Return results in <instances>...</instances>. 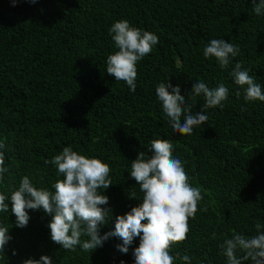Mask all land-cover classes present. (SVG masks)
Instances as JSON below:
<instances>
[{"label":"trees","instance_id":"trees-1","mask_svg":"<svg viewBox=\"0 0 264 264\" xmlns=\"http://www.w3.org/2000/svg\"><path fill=\"white\" fill-rule=\"evenodd\" d=\"M253 8L251 0H17L14 6L0 0V151L9 169L0 194L10 198L25 176L54 192L63 176L44 162L71 146L111 169L112 186L102 193L112 210L100 228L104 235L117 215L142 200L129 177L131 161L138 152L150 156L152 140L166 139L203 197L187 238L170 251L174 264H185L184 255L187 264H227L220 245L233 234L255 236V224H264V101L246 102L244 88L230 75L239 62L264 89V14ZM122 19L158 36L137 64L135 92L106 73L107 57L118 51L108 30ZM212 39L240 48L226 69L203 56ZM167 81L179 85L192 114L208 116L192 135L175 132L163 115L155 88ZM197 81L228 88L223 108H205L202 95H191ZM28 214V225L17 228L10 210L0 213V227L9 228L12 238L0 264L42 255L52 264H134L139 238L127 254L117 250V238L91 253L80 246L72 252L51 242L49 215Z\"/></svg>","mask_w":264,"mask_h":264},{"label":"clouds","instance_id":"clouds-1","mask_svg":"<svg viewBox=\"0 0 264 264\" xmlns=\"http://www.w3.org/2000/svg\"><path fill=\"white\" fill-rule=\"evenodd\" d=\"M12 2L14 6L17 0ZM26 2L35 4L37 0ZM251 2L255 14H264V0ZM108 31L118 51L107 57L106 73L115 81L125 82L129 90L135 92L137 64L152 52L158 36L131 26L126 19L113 23ZM239 52V46L234 43L212 39L204 47L203 56L205 59L214 58L222 69H226ZM230 75L235 85L244 88L246 102L264 101V89L248 69H242L241 63L235 64ZM228 92L223 83L210 88L203 81H197L190 93L193 97L202 95L205 108L212 109L223 108ZM155 94L165 119L175 132L192 135L194 128L207 122L208 116L202 111L192 114V106H185V96L180 94L179 85L174 87L168 81L160 83ZM150 143L151 155L146 158L144 152H138L136 159L131 161L129 174L143 193L142 200L129 212L117 215L114 229L104 235H100V228L109 222L112 210L106 207L109 198L102 193L112 186L111 169L99 159L78 154L71 146L64 147L59 154L44 162L56 168L57 176H63L52 185L54 192L34 187L25 176L18 189L11 191L10 198L0 194V213L10 210L16 218L15 226L24 228L31 219L29 210H43L51 217L47 225L51 242L64 250L75 252L80 246L83 251L91 253L108 239L117 238L121 241L116 245L117 250L127 254L129 246L139 238V246L132 253L134 264H174L177 257L170 251L187 238L189 219L195 217L203 197L201 189L189 183L183 162L173 157L172 144L166 139ZM4 147V143H0V149ZM8 171L4 152L0 151V182ZM255 229V236L233 234L220 245L227 264H264V224L257 222ZM8 233L9 228L0 227V254L12 239ZM82 236L88 239L82 242ZM181 259L185 264L190 260L188 255ZM23 264H52V259L42 255L38 260L26 259Z\"/></svg>","mask_w":264,"mask_h":264}]
</instances>
